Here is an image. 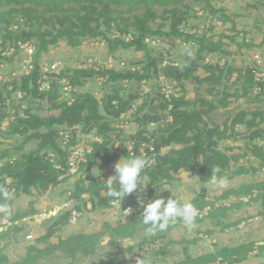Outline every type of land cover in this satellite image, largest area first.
<instances>
[{"label":"trees","instance_id":"1","mask_svg":"<svg viewBox=\"0 0 264 264\" xmlns=\"http://www.w3.org/2000/svg\"><path fill=\"white\" fill-rule=\"evenodd\" d=\"M205 1L207 6L214 8L211 6V0ZM158 4L165 8L161 14L156 11ZM123 6L127 7L126 11L121 9ZM140 8L141 13L138 12ZM191 10V5L185 0H0V38L4 40V45L7 46V42L13 43L18 40H32L36 44V66L33 72L23 76L20 81H11L14 90L21 88L28 92L24 99H30L32 104L26 107L23 113L17 110L13 120L0 105V125L3 121L9 120L6 130L0 128V188L7 189L8 192L6 197L0 194V205H8V202L12 201L13 191L17 195L37 196L36 194L56 189L70 176L82 172L73 193L75 208L62 210L57 216L49 218L47 231L38 237L39 241L51 239V244L47 246L49 250L58 246L71 256L79 252L87 255L94 251L95 240H91L88 245L85 235L66 237L61 233L64 227L70 224L73 211H83L88 208L89 204H91L90 210L108 209L114 206L113 203L119 199L108 195V189L93 175L92 169L99 167L101 161L109 163L123 156L142 157L141 141L152 143L154 150H150L149 147L146 150L148 155H155V161L151 165L146 163L142 172L141 185L146 188L142 192L138 190L127 196L131 199H137V196L143 195L145 191H147V197L150 198L161 186L178 180V174L181 171H186L201 183L208 184L212 170L216 168L219 169L217 175L227 177L228 180L258 171L259 167L254 165L240 164L243 158L249 156L259 159L260 164L264 166V103L255 109L240 108L234 111L229 108L232 96L240 98L252 95L257 86L261 89L256 94L264 98V80L262 82L255 80L252 72L253 64L236 67L229 61L224 65L218 62L206 63V54H232L223 49V38L236 41V35L221 34L219 39L215 40L214 36L206 34L180 32L178 26L193 16ZM213 10L217 15L221 9ZM225 16L230 19V15ZM158 18H162L163 21L171 20V29L164 31L160 27L155 28L152 24H155ZM164 24L160 23V26ZM114 27L122 32L132 31L134 39L130 42H125L121 38L113 39L110 34ZM149 35L160 37L184 35L186 41L192 38L198 40L199 48L191 50L177 64L163 65L161 59L152 54L145 42L146 36ZM91 37H100L105 40L112 50L120 46L123 48L134 46L138 50L145 51V59L141 61L142 68L140 70H120L105 66L70 67L52 73L50 90L41 91L38 79L42 74L40 66L42 54L58 45L61 40L76 47L83 39ZM246 44L251 45L252 43ZM261 44L264 46V40ZM2 58L0 56V61L4 60ZM202 68L204 74L198 72ZM234 72H237L235 82L239 86L240 93L232 92L229 85H224L225 79L230 80ZM161 74L175 81L181 93L176 95L172 92L168 97L166 93L160 92L156 85H153L152 91L146 94L142 89L122 94L121 88H115L102 98H98L90 91H74L71 100L62 97L64 83L61 80L63 78H68L73 88H80L88 79L99 76H106L108 83L116 86L122 84L124 80L135 81L141 85L143 79H157ZM188 81L201 85L208 83L210 94H214L217 86L221 85L217 91L220 97L217 100L214 97L208 99L201 95L194 99L189 98L187 95ZM7 86L8 83H4L0 102L4 99L6 92L11 95ZM33 102H38V110H41L42 104L47 102L49 104L48 113L42 115L40 111L34 112ZM220 107L227 108L226 116L221 123L211 116L213 111ZM131 108H134L131 118L139 124V127L127 139H123L121 145L117 146L116 142L121 136H117L115 140L113 133L121 130L118 129L122 127L120 125L121 114ZM116 122H119L120 126L115 125ZM150 122H156L157 126L150 127ZM240 125H244L246 129H238ZM78 129L83 134L101 135L104 140L93 143L94 150L88 154L87 162H83L76 173L63 176L69 169V151L61 143L60 131H71L72 143H75L78 140ZM149 134L150 137H148ZM13 138L17 140L12 144L9 141ZM240 139L245 140L243 154L235 153L238 145L227 148L221 146L223 141L237 142ZM32 140H38L37 147L26 151L25 145ZM131 140H135L136 143L134 156H131L126 145ZM4 144H7V147L2 148ZM50 151L56 154L55 162L61 164L62 168L56 167L48 157ZM86 177L89 183H85ZM254 186L260 190L256 198H263L264 201V181ZM253 189L254 187L244 191L232 190L238 196L243 197L252 193ZM85 194L88 197H84ZM228 195L227 192L224 195L225 198ZM205 198L206 189H203L202 195L195 200L194 207L203 209L210 204ZM211 204L213 208L207 215L211 218L218 216L223 218L225 213L231 209L224 205L215 207L214 203ZM240 205V202L233 204L236 207ZM31 213L39 212L34 208ZM133 216L131 224L134 229L145 228L141 221L142 217L138 214ZM11 219L14 223L8 229L0 230V239L8 236L14 228L16 231L22 229L21 221L24 216L11 215ZM16 220L18 223H15ZM180 222L181 220L176 221V223ZM173 226L174 224L162 232L157 231L154 237L164 235ZM131 228L121 225L119 229L112 230L115 232L112 236L116 232L122 236H130L135 232ZM55 236H58V242L52 245L54 242L52 238ZM84 238H86L85 243H82L81 240ZM113 242L115 241H111V244ZM32 250L42 252L40 248L37 249L36 245H30V252ZM239 252L242 251L230 252L225 259L230 263H239L244 260L243 255L247 253L240 254ZM233 253L238 255L230 258ZM36 256L39 257L38 254H31L30 262ZM216 259L217 255L213 254L196 259L188 255L182 264H206ZM27 260L28 258H25L23 263L13 261L6 253H0V264L29 263L26 262Z\"/></svg>","mask_w":264,"mask_h":264},{"label":"rangeland","instance_id":"2","mask_svg":"<svg viewBox=\"0 0 264 264\" xmlns=\"http://www.w3.org/2000/svg\"><path fill=\"white\" fill-rule=\"evenodd\" d=\"M185 2L191 5L193 16L178 26L180 32L206 34L207 36H214L215 40H218L221 34L236 35V41L230 38H223V49L232 54H206V63L218 62L220 65H224L229 61L233 66L244 67L254 63L253 53L259 52L264 56V46L261 44L264 40V0H211L213 9H221L217 15L214 14L212 8L207 6L205 0H185ZM121 9L126 11L127 7L123 6ZM164 9L163 5L158 4L156 6V11L159 14L163 13ZM141 10L140 8L138 12L141 13ZM225 15H230V19L226 18ZM160 23L165 24L160 26ZM152 25L155 28L160 27L164 31H169L171 29V20L163 21L162 18H158L156 23ZM110 35L113 39L121 38L125 42H130L134 39L132 31L122 32L117 27L112 28V34ZM104 41L100 37L85 38L79 45L72 47L67 41L61 40L58 45L43 53L40 61L61 62L62 65L58 72L70 67L105 66L111 69V57L117 61L114 63L117 66H113V69L133 70V68H142L141 61L145 59V51L138 50L134 46L130 48L120 46L112 50ZM145 42L152 54L161 59L163 65L169 63L177 64L191 50L199 48L198 40L192 38L186 41L184 35H166L162 37L149 35L146 36ZM248 42L252 44L247 45L246 43ZM2 59L4 60L0 61V83L3 80V76L4 82L0 84V87L4 83L19 79L22 75L18 68L17 59L13 57H3ZM198 72L204 74V69L202 68ZM236 77L237 72H234L230 80L228 78L225 79L224 85H229L232 92L240 93L239 86L235 82ZM61 82L64 83L62 97L69 100L72 99L74 91H90L98 98H102L106 93L114 91L115 88H121L122 94H128L138 89H142L143 93L146 94L152 91L153 85H156V88L163 93L171 92L172 89L177 94L181 93L180 87L176 82L165 78L162 74L157 79H143L141 85L135 81L124 80L122 84L116 86L108 83L106 76H99L88 79L83 87L73 88L72 86L71 91L70 88H64L69 86L66 83L69 82L68 78H63ZM209 87L206 82L201 85L188 81L187 95L192 99L201 95L208 99L214 97L217 100L220 97L217 91L221 88V85L217 86L214 94L208 92ZM259 91L260 89L257 87L252 95L240 98L232 96L229 108L237 111L240 108L255 109L261 106L264 103V98L258 97L256 93ZM11 96L13 97V107H11L10 112L15 109L23 113L26 107L32 104L30 99L20 98L15 93H12ZM33 105H35L34 112L40 111L42 115L48 113L49 104L47 102L42 104L41 110L37 108L38 102H33ZM226 109L220 107L214 110L211 116L221 123L226 116ZM117 124L119 125V122H116L115 125ZM118 129L121 130L113 133L115 140H117V136H121L120 140L116 142L117 146L121 145L122 140L127 139L134 132L133 128L130 127ZM238 129L245 130L246 127L240 125ZM16 140V138H13L9 142L13 144ZM37 144L38 140H32L25 145L26 151L35 149ZM232 145H238L239 147H237L235 153H244L245 140L240 139L237 142L232 140L223 141L221 146L227 148ZM4 147H7V144L2 146V148ZM121 158L109 163L101 161L100 166L97 167L101 172V177L97 178L100 181H106L110 176L114 175V165ZM240 164L254 165L259 167V169L258 171L229 179L227 187L215 188L210 187L209 184L201 183L188 172L181 171L178 174V180L172 184L161 186L150 198L147 197V191H145L141 195L145 203L161 197L167 201V199L175 196L181 201H187L194 205L195 200L202 195V190L206 189L205 199L210 203L208 205H211L207 212L204 209H199L193 225H185L182 221L180 223L175 222L170 230L159 237H154L157 232L150 233L143 227L134 229L131 224L133 215L138 214L139 217H142V208L139 207L137 199L126 197L123 200H119L118 203H113L114 206L108 209L90 210L91 204H89L87 209L77 211V218H72L73 220L68 226L64 227L61 234L66 237L85 235L87 240L84 238L81 242L85 243L86 240L88 245L91 240H95L94 251L87 255L79 252L71 256L66 250H61L58 246L49 250L47 246L51 244V239L49 241L38 240V237L47 231V220L49 218L57 216L62 210L75 208L73 193L78 180L82 176V172L70 176L67 181L56 189H51L43 194H36L37 196L17 195L13 191L11 194L12 201L8 202L7 206L13 216H24L21 221L22 229L16 231L14 228L8 236L0 239V253H6L11 260L22 263L25 258H28L26 262L29 263L24 264H182L188 255L196 259L211 254L217 255V259L206 264H264V201L263 198H256L260 190L254 186L264 181V166L260 164L259 159L252 156L243 158ZM96 174H98V171ZM85 183H89L88 177L85 178ZM165 187H169L173 193L170 189L162 191ZM250 187H254L253 192L243 197L238 196L232 190L244 191L245 189L249 190ZM227 192L229 195L225 198L224 195ZM35 193H37L36 190ZM84 197H88V195L85 194ZM237 202H240L241 205L239 207L233 206ZM129 203H137L136 211L132 210L130 214H125L123 209ZM211 203H214L215 207L224 205L231 209L225 213L223 218L219 216L211 218L207 216L213 208ZM231 204L232 206H230ZM34 208L39 213L32 214L31 210ZM55 212L57 213L54 214ZM8 213L0 211V229L6 228L2 221L4 217H7ZM40 213H45L46 215H41ZM203 218L204 220H202ZM121 225L125 228L132 227L135 232L130 236H122L116 232L112 236L115 233L112 230L115 228L119 229ZM52 241H54L52 245L56 244L58 236L53 237ZM111 241L115 242L111 244ZM30 245H36L37 249L40 248L42 252L37 250L30 252ZM136 245L137 247H134ZM233 251H242L239 252L240 254L247 252L243 255L245 257L244 260L239 263L227 261L225 259L226 255L228 256ZM31 254H38L39 257L37 258L36 256L30 262ZM237 255V253H233L230 258H234Z\"/></svg>","mask_w":264,"mask_h":264},{"label":"built area","instance_id":"3","mask_svg":"<svg viewBox=\"0 0 264 264\" xmlns=\"http://www.w3.org/2000/svg\"><path fill=\"white\" fill-rule=\"evenodd\" d=\"M154 37H160V36H154ZM35 53H36V44L32 40H24V41L18 40V41H15L13 43L7 42V46H5L4 40L0 39V56L1 57H13L14 59L18 60V68H19L20 74H22V75L20 76L19 79H14V80L20 81L23 76L30 75L33 72V70L35 69V66H36L35 65ZM252 57H253V61H254L253 69H252L254 78L257 82H262L264 80V56L261 53L256 52V53H253ZM110 61H111L110 67L114 68L113 66H117V64H114L116 61V60H114V58L111 57ZM61 65H62L61 62L50 63L48 61H46V62H44L43 60L40 61L42 74L38 79V83H39V89L41 91L50 90V88H51V74L58 72L59 69L61 68ZM133 70H140V69L133 68ZM2 79L4 80V76ZM3 80L1 81V83L4 82ZM66 83L69 84V86H65L64 88H70V91H71L72 85L69 82H66ZM257 87H259V89H261L260 86H257ZM2 89H3V86L0 87V94L2 92ZM7 89H8V91L11 92V95H12V93H15L20 98H24L26 95H28V92L26 90L21 89V88L14 90L12 82L8 83ZM172 92H175V91H173V89H172L171 92H165V93L169 97ZM11 95L6 92L3 96L4 99L0 102V105L3 106L4 110L7 111L11 115L10 119L13 120L15 118L16 110L14 109L13 112H10L11 107H13V104H12L13 103L12 102L13 97ZM176 95H177V93H176ZM133 112H134V108H131L127 112H124L121 114L120 125L122 127H130V128H133V130H136L139 127V124L134 119L131 118V115L133 114ZM8 125H9V120L3 121L2 124L0 125V128L2 130H4ZM149 126L150 127H156L157 123L156 122H150ZM77 132H78V140L75 143H72L73 135H72L71 131H67V130H61L60 131L61 143H62L63 147H67L68 151H69V160H68L69 161V169H68V172L66 174H64L63 176H69V175L76 173L78 171V169L80 168L81 164L83 162H87L88 154H90L94 150L93 143L94 142H103V140H104V138L98 134H94V133L83 134V133H81L80 129H78ZM81 135H82V138H81ZM148 137H150V134L148 135ZM135 144H136L135 140L128 141L126 144L128 147V151L130 152L131 156L135 155V151H134ZM147 147H149L150 150H152V151L154 150V146L152 145L151 142L141 141L142 157L145 159L147 165H151L155 161V155H152V156L148 155V152L146 150ZM48 157L51 159L52 162L55 163L56 167L62 168L61 164H58L55 162L56 154L54 152L50 151L48 153ZM116 202L118 203L119 200L115 201L114 204ZM136 206H137V203H133V204L129 203L128 205H126L124 207L123 212L125 214H130L132 212V210L136 211ZM210 206L211 205H208V206L204 207L203 209L207 212V210L210 208ZM56 213L57 212H55L54 214H56ZM198 213H199V209L197 210V214ZM40 214L43 215L45 213H40ZM200 214L202 215V213H200ZM4 215H6V214H4ZM11 215L12 214L9 211V213L7 214V217L3 216L4 220L2 221V223H4L6 225L5 229H8V227L14 223L11 219ZM77 216H78L77 211H73L72 218L73 219L77 218ZM72 218H71V221L73 220ZM15 223H18V220H16ZM5 229H0V230H5Z\"/></svg>","mask_w":264,"mask_h":264},{"label":"clouds","instance_id":"4","mask_svg":"<svg viewBox=\"0 0 264 264\" xmlns=\"http://www.w3.org/2000/svg\"><path fill=\"white\" fill-rule=\"evenodd\" d=\"M145 166L146 161L143 157H122L114 165V175L110 176L106 181L102 180L101 183L108 189L110 197L123 200L138 190L142 191L146 188L141 185L142 172ZM97 171L98 174H96ZM218 172V168L212 170V175L208 180L209 186L212 188L227 187L229 180L227 177L218 176ZM92 173L96 177H101V172L98 168H93ZM166 189L170 188L165 187L162 191ZM0 194L6 197L8 195L7 189L0 188ZM137 203L142 208V224L145 226L146 231L150 233L165 231L177 220H181L185 225L191 226L197 217V210L192 203L181 201L175 196L167 199V201L161 197L149 200L146 203L142 196H137ZM0 211L9 212L10 210L7 205H0Z\"/></svg>","mask_w":264,"mask_h":264}]
</instances>
